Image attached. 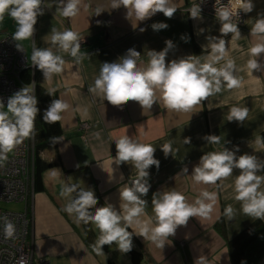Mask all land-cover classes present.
Wrapping results in <instances>:
<instances>
[{
	"label": "crops",
	"instance_id": "1",
	"mask_svg": "<svg viewBox=\"0 0 264 264\" xmlns=\"http://www.w3.org/2000/svg\"><path fill=\"white\" fill-rule=\"evenodd\" d=\"M192 1L195 0H173L177 8L173 17L157 13L139 22L134 29L131 21L125 18L126 9H111V0H81L80 11L73 18L57 12L58 0H43L41 7L44 14L38 17L33 36L18 43L26 52L29 65H33V48L52 47L56 54L63 57L65 64L62 71L53 74L51 80H45L41 70L35 66L34 74L37 72V76L29 86L34 95L36 83L42 85L67 102L69 108L61 114L63 132L57 139L56 147L42 155L49 161L59 160L61 166L43 174L45 191L35 192L34 189L26 203V211L32 220L35 258H46L50 264H108L110 261L132 264L129 252L120 251L115 243L109 245L107 251H94L87 244L76 215L64 211L69 199L60 194L66 184L77 183L94 190L98 197L97 206L111 203L119 210V188L124 184L130 185L136 176L131 162L117 166L110 161V157H115L117 152L114 140L125 135L156 148L154 156L160 161V166L159 169L155 166L149 169L151 189L143 197L147 201L146 217L143 218L151 217L153 226L156 223L151 203L153 193L178 191L188 203H194L203 190L217 193L212 212L207 217L189 218L186 225L179 226L175 235L168 238L164 247L137 236L138 228L133 226L132 249H144L148 259L146 264H194L199 256L205 257L206 264H232L227 241L256 221L264 223V218L244 214L241 202L234 199L233 181L239 175V169H234L232 176L215 185L197 184L191 176L193 167L204 153L220 151L225 147L235 151L238 146L237 156L254 154L259 162H264V148L254 143L256 136L262 137L264 133V53L255 57L261 65L260 71L253 70L250 75L246 67L247 61L252 58L249 48L264 42L260 35H251V27L258 15H264V0H252L253 11L245 13L246 25L239 28L240 39L226 45L228 58L233 59L239 69L235 73L241 80L239 87L228 89L222 86L221 92L208 97L200 107L190 112L169 110L161 99L151 109H143L136 101L112 105L98 93L89 91L100 74L102 64L119 61L127 55L129 48L140 52L137 61L140 66L147 64L148 50H163L168 39L173 41L174 46L169 50L166 62L189 55H207L208 50L201 46L207 44L206 36L220 35V23L203 16L191 18L184 8ZM97 8L104 10L99 16L96 15ZM161 21L169 27L154 31L151 24ZM140 26L144 27V31L139 30ZM53 28L57 31L71 29L80 35L83 44L79 63L45 39ZM201 28L205 29L203 34H199ZM16 29V22L10 16L5 15L0 21V34L13 35ZM182 34L190 37L189 43L180 39ZM223 38L227 42L231 34ZM196 48L202 54L198 55ZM156 95L159 97L158 92ZM232 106L249 109L243 123L227 121ZM85 124L87 129L83 127ZM206 135L220 136L221 142L208 144L203 139ZM188 137L191 143L185 144L184 139ZM165 143L172 148L167 157L161 150ZM112 167L114 172L110 180L108 170ZM184 167L188 168V173H182ZM257 174L264 175V170ZM261 190H264V185ZM227 205H232L234 209L231 219L224 215ZM92 228L98 231L93 224Z\"/></svg>",
	"mask_w": 264,
	"mask_h": 264
},
{
	"label": "clouds",
	"instance_id": "2",
	"mask_svg": "<svg viewBox=\"0 0 264 264\" xmlns=\"http://www.w3.org/2000/svg\"><path fill=\"white\" fill-rule=\"evenodd\" d=\"M42 2L43 0H0V21L7 15L16 22L17 29L12 36L15 41H26L33 36L37 19L44 14ZM202 3L203 0H200V3L193 2L187 9L191 18H201ZM80 4L81 0H58L57 12L64 17H76ZM110 7L126 9L125 18L131 21V27L134 29L138 27L139 22L157 13L171 18L177 11L173 0H111ZM253 7L252 0H228L227 5L221 4V0H215V16L220 23V35L205 37L207 44L201 47L208 50L207 55H189L166 62L168 52L174 46L173 41L168 39L163 50H148L147 64L140 66L137 63L140 52L136 48H129L127 55L119 61L102 64L100 74L89 91L98 93L105 101L117 106L127 101H136L143 109H151L157 100L161 99L167 109L178 112H190L200 107L208 97L221 92L222 86L228 89L240 86L241 80L235 74L239 69L235 61L228 58L226 45L234 44L241 37L238 24L233 22V16L241 11L250 13ZM103 11L97 8L96 15L99 16ZM258 17L251 27V35H260L264 39V15ZM168 27L169 25L162 21L151 24L154 31ZM139 30L144 31V27L140 26ZM204 31L205 29L201 28L199 34ZM228 34H231V39L226 42L223 37ZM45 39L59 50L76 58L77 63L80 62L81 37L77 32L71 29L57 31L53 28ZM180 39L185 43L190 42L187 34H182ZM16 46L18 49L21 47L19 43ZM248 52L252 58L247 61L246 67L251 75L253 70H261V65L255 57L264 53V42L254 44ZM31 62L41 70L45 80H51L53 74L60 73L65 64L63 57L56 54L52 47L33 48ZM68 108L69 105L64 100L53 99L43 111L42 119L48 124L59 122L62 119L61 114ZM39 113L38 99L32 94L31 86L23 87L10 96L6 107L0 100V160L6 159L7 153L12 152L17 145L32 135ZM248 113L247 107L232 106L226 118L228 122L243 123ZM57 139L52 138L54 141ZM203 139L213 145L221 142L220 136L217 135H206ZM114 142L117 152L115 157H110V161L117 166L131 162L136 170V176L130 185L124 184L119 188V210L111 203L97 206L98 197L94 190L79 187L77 183L66 184L60 193L69 199L64 208L65 212L70 215L74 213L78 221L85 224L91 222L99 230V236L92 245L94 251L99 253L103 246L114 243L122 252L131 251L133 226L138 228L137 236L150 239L158 247H164L168 238L175 235L179 226L186 225L189 218L207 217L212 212L217 202V193L214 191L203 190L194 203L186 202V197L178 191L155 192L151 201L156 221L153 226L151 217L143 218L146 217L147 203L143 197L148 195L151 188L149 169L152 166L159 169L160 166V161L154 156L156 148L127 135ZM184 143L190 144L191 138H185ZM254 143L264 148V137L256 136ZM235 149L233 151L225 147L220 151L204 153L192 169V179L197 184L215 185L218 181L232 176L234 169H239L240 173L233 181L234 199L241 202L244 214L264 218V190H261L264 175L257 174L264 170V162H259L260 159L254 154L237 156L239 147L236 146ZM161 150L166 157L172 153L169 143L163 144ZM188 171L187 167L182 169V173ZM113 172V167L108 170L110 180ZM73 193L76 194L75 198H72ZM224 215L228 219L233 217L232 205L224 208ZM0 220L4 221L5 238H13L16 232L15 224L6 216L0 217ZM194 264H206L205 257L199 256L194 260ZM241 264L246 262L242 261Z\"/></svg>",
	"mask_w": 264,
	"mask_h": 264
},
{
	"label": "built area",
	"instance_id": "3",
	"mask_svg": "<svg viewBox=\"0 0 264 264\" xmlns=\"http://www.w3.org/2000/svg\"><path fill=\"white\" fill-rule=\"evenodd\" d=\"M195 0L187 4L184 11L190 14L187 9ZM228 0H221V4L227 5ZM201 16L218 21L215 16V0H203L201 4ZM219 22V21H218ZM233 22L238 28L246 25L245 13L240 12L233 16ZM10 34H0V100L7 105V100L15 92L26 87L22 81V74L25 71H35V65H29V60L22 47L17 48L18 41ZM81 48L83 41L80 40ZM71 60L76 58L70 56ZM85 129L88 125H83ZM34 130L32 135L25 139L16 148L7 153V158L0 160V201L28 202L33 184V154H34ZM151 189V188H150ZM8 217L16 226L13 238H5L3 227L4 221L0 220V264H50L46 258H35V248L31 237L32 220L27 211L9 212L0 209V217Z\"/></svg>",
	"mask_w": 264,
	"mask_h": 264
},
{
	"label": "trees",
	"instance_id": "4",
	"mask_svg": "<svg viewBox=\"0 0 264 264\" xmlns=\"http://www.w3.org/2000/svg\"><path fill=\"white\" fill-rule=\"evenodd\" d=\"M198 55L202 54L199 49L196 48ZM37 76L31 71H25L22 74V81L27 86L32 85L34 77ZM50 93L42 85L36 83L34 95L38 99V108L40 113L37 115L34 122V171H33V182L35 192L45 191L43 183V174L57 167H60V161H49L42 157V155L49 149L56 147L57 140H52L53 137L59 138L62 135L61 122L54 124L45 123L42 119L43 111L48 107L53 99H57L55 93ZM264 137V133L262 134ZM81 187V186H79ZM75 193L72 197L75 198ZM81 228L84 232L85 240L87 244L92 247L96 239L99 236V230L95 231L92 228V223L88 222L85 224L80 221ZM109 245L103 246V250L107 251ZM227 247L229 250V256L232 264H241L242 261L246 264H264V223L256 221L234 238L227 241ZM132 264H146L148 262L147 253L143 248L139 250L131 249L129 251ZM108 264H114L109 262Z\"/></svg>",
	"mask_w": 264,
	"mask_h": 264
},
{
	"label": "rangeland",
	"instance_id": "5",
	"mask_svg": "<svg viewBox=\"0 0 264 264\" xmlns=\"http://www.w3.org/2000/svg\"><path fill=\"white\" fill-rule=\"evenodd\" d=\"M48 151L49 150H47L46 152H48ZM0 209L6 210V211H9V212H24L26 210V202L7 203V202L0 201ZM34 257H35V254H34Z\"/></svg>",
	"mask_w": 264,
	"mask_h": 264
},
{
	"label": "flooded vegetation",
	"instance_id": "6",
	"mask_svg": "<svg viewBox=\"0 0 264 264\" xmlns=\"http://www.w3.org/2000/svg\"><path fill=\"white\" fill-rule=\"evenodd\" d=\"M33 158H34V159H33V161H34V160H35V153L33 154Z\"/></svg>",
	"mask_w": 264,
	"mask_h": 264
},
{
	"label": "bare ground",
	"instance_id": "7",
	"mask_svg": "<svg viewBox=\"0 0 264 264\" xmlns=\"http://www.w3.org/2000/svg\"><path fill=\"white\" fill-rule=\"evenodd\" d=\"M26 53V52H25Z\"/></svg>",
	"mask_w": 264,
	"mask_h": 264
}]
</instances>
